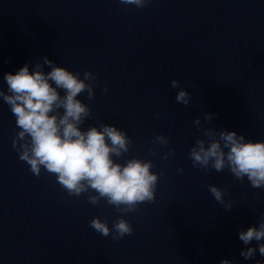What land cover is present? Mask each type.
<instances>
[{"label": "clouds", "instance_id": "clouds-1", "mask_svg": "<svg viewBox=\"0 0 264 264\" xmlns=\"http://www.w3.org/2000/svg\"><path fill=\"white\" fill-rule=\"evenodd\" d=\"M119 2L142 9L151 0ZM42 59L43 63L37 62L32 71L25 64L15 74L4 75L7 92L0 89V98L9 106L19 129L12 146L19 160L26 162L36 177L43 169L55 175L69 196L89 193L87 199L91 205H99L103 200L105 206L113 207L120 215L111 228L107 219L100 217L93 218L90 227L103 237L111 236L118 242L134 231L124 216L137 212L140 204L155 201L157 184L163 172L152 171L155 166L152 160L132 157L123 164L117 162L129 152L132 140L116 126L101 122L98 127L93 125L82 129L92 113L78 97L86 92L88 100L94 98L97 77L91 71H85L81 79L80 73H73L47 57ZM45 66L51 70L45 72ZM170 84L173 89H179L175 101L189 105L191 94L180 87L176 79ZM102 91L107 93V87ZM214 117L213 113H205L203 119L211 123ZM193 124L199 130L200 117H196ZM203 136L207 139L197 137L189 150L193 167L205 172L214 169L217 173L227 169L236 180L242 182L246 177L252 188L264 189V141L253 142L235 131H217L214 127L204 128ZM152 143L166 146L169 141L165 135L156 134ZM149 152L156 155L155 149H149ZM174 154V149H169L161 158L167 160ZM179 171L182 173L183 168ZM208 191L221 206L231 210L234 201L225 200V189L210 184ZM238 236L244 245L257 242V247L241 250L240 255L245 260L254 258L257 250L264 257V217L258 226L241 230ZM219 264H232V261L222 259ZM257 264H264V261H257Z\"/></svg>", "mask_w": 264, "mask_h": 264}]
</instances>
